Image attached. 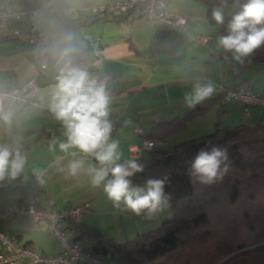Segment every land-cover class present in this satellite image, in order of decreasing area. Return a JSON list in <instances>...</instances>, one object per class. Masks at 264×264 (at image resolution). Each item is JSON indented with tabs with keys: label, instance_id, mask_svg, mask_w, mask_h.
Returning <instances> with one entry per match:
<instances>
[{
	"label": "crops",
	"instance_id": "obj_1",
	"mask_svg": "<svg viewBox=\"0 0 264 264\" xmlns=\"http://www.w3.org/2000/svg\"><path fill=\"white\" fill-rule=\"evenodd\" d=\"M113 1L67 0L54 7L51 13L26 18L16 27L42 33L52 43L65 32L73 33L83 42L81 65L92 78L108 79L107 90L112 97L109 119L119 123L112 137L119 141L122 159L150 157V153L143 150L146 135L155 124L184 117L190 112L184 96L196 79L210 81L215 88L220 82L228 87L248 82V88L259 94L253 91L252 76H263L264 64L239 72V61L233 54L225 58V50L218 44L221 27L208 18L209 2L214 0H169L170 14L187 20L184 27L172 29H162L137 13L120 19L74 14ZM25 3L26 0H0V11L20 9ZM231 4L229 0V7L225 9L228 15L237 9ZM201 38H207V42L201 43ZM56 72L51 56L49 68L41 71L37 48L5 37L0 29V89L35 79L41 90L36 106L26 109L14 106L5 111L12 114L11 126L0 120V143H13L18 137L21 151L27 157L24 173L16 179L0 181V209L12 204H36L39 208L55 211L88 206L79 234L103 235L119 244L134 240L156 225L158 214L169 217L173 212L171 204L166 199L160 210L152 214L145 210L140 215L126 210L123 203L117 208L104 193L103 184L99 187L91 184L88 169L98 167V162L74 149L69 153L60 151L58 145L65 139L64 130L49 107L56 89ZM217 96L218 93L212 97ZM263 118V108H253L246 115L235 102L223 108L216 106L189 122L183 131L164 137L161 149L211 134L219 120L225 126H236L256 125ZM137 128L143 134L136 133ZM134 148L141 150L138 158L131 156ZM72 151H76L75 156L70 154ZM72 160L84 161L83 168L75 176L68 171ZM34 170H40V179ZM145 182L133 181L138 186ZM0 231L38 253L47 256L62 253L58 239L49 233L46 225H35L29 218L2 221ZM91 242L86 241L85 246L88 248Z\"/></svg>",
	"mask_w": 264,
	"mask_h": 264
},
{
	"label": "trees",
	"instance_id": "obj_2",
	"mask_svg": "<svg viewBox=\"0 0 264 264\" xmlns=\"http://www.w3.org/2000/svg\"><path fill=\"white\" fill-rule=\"evenodd\" d=\"M214 6L217 5L210 1L208 18L218 24L212 19ZM231 16L225 12L224 23L218 24L222 35L227 34ZM231 56V52L225 51L226 59ZM256 64H264V46L239 61L237 70L245 72ZM226 87H245L252 92L248 82ZM233 102L225 101L222 94L204 100L191 107L184 117L155 124L146 138L162 140L183 131L189 122L214 107L223 108ZM242 112L246 114L243 108ZM221 123V120L217 122L211 134L182 142L172 150L161 147L149 152L148 159H137L144 165V171L132 180L142 183L148 179H164L172 219L163 221L136 240L121 244L103 235L79 234L83 223H69L74 239L112 264H264V118L256 125L224 126ZM116 125L117 131V121ZM212 147L226 149L227 160L221 165L220 179L202 183L190 175V164L201 149ZM88 240L92 242L87 248Z\"/></svg>",
	"mask_w": 264,
	"mask_h": 264
},
{
	"label": "clouds",
	"instance_id": "obj_3",
	"mask_svg": "<svg viewBox=\"0 0 264 264\" xmlns=\"http://www.w3.org/2000/svg\"><path fill=\"white\" fill-rule=\"evenodd\" d=\"M212 19L224 23L225 9L229 0H214ZM231 6L239 8L227 24V34L221 35L218 44L234 58L242 61L264 46V0H232ZM85 45L71 32L63 33L49 46V53L57 68L56 89L50 103V112L58 121L65 139L59 142L61 152L76 150L93 157L98 167L89 168L91 184L99 187L117 208L121 203L126 210L140 215L161 209L166 202L164 179H148L144 185L133 183L132 177L144 171V165L136 159H122L119 141L112 137L113 124L110 117L112 97L106 84L92 78L79 62ZM215 91L212 82L199 79L191 85L184 96L185 103L194 107L210 97ZM0 120L11 126L12 114L0 113ZM55 145V142H54ZM54 150V147H53ZM76 151L70 154L75 156ZM227 160V151L212 147L201 149L190 164V175L202 183H214L221 178V165ZM27 157L22 153L19 138L13 143H0V181L16 179L25 171ZM83 160H72L68 164L69 174L75 176L83 168ZM227 170L225 166L224 171ZM37 179L42 173L34 170ZM111 175L110 179H106Z\"/></svg>",
	"mask_w": 264,
	"mask_h": 264
},
{
	"label": "built area",
	"instance_id": "obj_4",
	"mask_svg": "<svg viewBox=\"0 0 264 264\" xmlns=\"http://www.w3.org/2000/svg\"><path fill=\"white\" fill-rule=\"evenodd\" d=\"M66 1L26 0L23 8L0 11V29L5 37L36 47L41 71L49 68L51 55L48 49L52 42L42 33L22 31L16 27V24L29 17L49 14L54 11V7ZM168 3L169 0H115L103 7L75 11L74 14L77 17L98 16L118 19L137 13L162 29L184 27L187 20L173 17L168 10ZM200 42L205 44L207 38H201ZM98 81L104 82L107 87V78ZM215 93L222 94L227 102H238L246 114H249L251 108H264V95L254 94L245 87L227 88L220 82L211 96ZM40 95L41 90L35 79H30L13 88L0 89V113L14 106H20L23 109L36 106ZM111 122L115 132L116 121L111 120ZM135 132L143 134L139 128ZM162 146L161 139H146L143 150L152 152ZM140 151L137 148L132 149L131 156L138 158ZM88 210V206H85L55 211L39 208L36 204H12L0 209V223L13 222L17 218L26 217L35 225L45 224L49 233L58 239L62 247L61 254L47 256L23 245L17 238L5 236L0 231V264H112L86 250L80 241L74 239L72 232L68 229L69 223L81 225Z\"/></svg>",
	"mask_w": 264,
	"mask_h": 264
},
{
	"label": "rangeland",
	"instance_id": "obj_5",
	"mask_svg": "<svg viewBox=\"0 0 264 264\" xmlns=\"http://www.w3.org/2000/svg\"><path fill=\"white\" fill-rule=\"evenodd\" d=\"M236 11V10H235ZM234 11V12H235ZM264 67V66H263ZM252 80H253V91L254 92H256V93H259V94H264V72H263V76H256V75H253L252 76ZM264 109V108H263ZM222 122V121H221ZM221 125H223V123H221ZM225 126V125H224ZM192 130V129H191ZM190 130V131H191ZM188 131V130H187ZM212 132H214V130L212 131ZM176 145H173L172 147H170V149H167V150H172L174 147H175ZM167 198V197H166ZM167 200L169 201V199L167 198ZM170 202V201H169ZM157 214H158V212H157ZM162 214L160 213V214H158V219L155 221V223H156V225H153V227H150L151 229L150 230H152L153 228H156V227H158V226H160V224L163 222V221H165V220H167V219H172L173 218V212H172V214L169 216V217H167V218H165V217H162L161 216ZM154 223V224H155ZM152 225H150V226H152ZM137 239V237H135L134 238V240H136ZM130 241H133L132 239H130ZM51 256V255H50ZM57 256V255H56Z\"/></svg>",
	"mask_w": 264,
	"mask_h": 264
}]
</instances>
